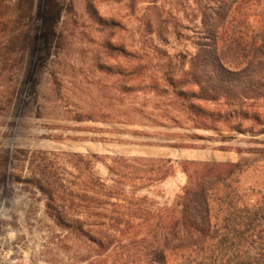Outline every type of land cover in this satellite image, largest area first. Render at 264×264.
Wrapping results in <instances>:
<instances>
[{
	"label": "rangeland",
	"instance_id": "obj_1",
	"mask_svg": "<svg viewBox=\"0 0 264 264\" xmlns=\"http://www.w3.org/2000/svg\"><path fill=\"white\" fill-rule=\"evenodd\" d=\"M154 13L165 29V0H0V264H118L49 216L48 162L66 182L88 160L99 178L115 157L240 162V191L264 196V134L195 128L170 104L159 65L192 32L165 44ZM184 182L177 169L138 194L169 207Z\"/></svg>",
	"mask_w": 264,
	"mask_h": 264
},
{
	"label": "trees",
	"instance_id": "obj_2",
	"mask_svg": "<svg viewBox=\"0 0 264 264\" xmlns=\"http://www.w3.org/2000/svg\"><path fill=\"white\" fill-rule=\"evenodd\" d=\"M154 15L145 28L165 32V44L184 37L179 27L192 32L191 50L165 52L159 65L170 104L195 128L264 134V0H165V29ZM87 164L73 176L83 182H66L48 162L38 187L54 222L105 263L264 264V196L240 191V162L115 157L104 178ZM177 169L185 182L169 207L138 194Z\"/></svg>",
	"mask_w": 264,
	"mask_h": 264
}]
</instances>
